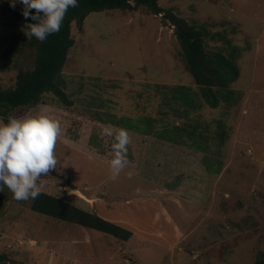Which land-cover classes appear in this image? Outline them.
I'll return each mask as SVG.
<instances>
[{
    "label": "rangeland",
    "instance_id": "1",
    "mask_svg": "<svg viewBox=\"0 0 264 264\" xmlns=\"http://www.w3.org/2000/svg\"><path fill=\"white\" fill-rule=\"evenodd\" d=\"M157 2L213 33L207 49L227 52L226 38L236 47L235 101L204 103L173 26L159 15L111 9L90 12L81 28L72 23L62 70L72 105L44 94L11 117L42 112L61 124L57 169L38 181L41 191L132 235L119 240L37 213L30 200L17 201L5 188L0 253L10 259L4 264H253L264 251V0ZM18 64L0 57L3 87L13 85ZM117 118L150 134L126 129L128 163L112 179V140L102 130L121 128L109 124ZM181 145L205 149L183 154Z\"/></svg>",
    "mask_w": 264,
    "mask_h": 264
},
{
    "label": "trees",
    "instance_id": "2",
    "mask_svg": "<svg viewBox=\"0 0 264 264\" xmlns=\"http://www.w3.org/2000/svg\"><path fill=\"white\" fill-rule=\"evenodd\" d=\"M21 7L19 3L13 7L8 0H0V57L10 62H19L15 67L17 72L13 85L3 87L0 84V118L5 121L11 117L13 110L21 111L38 105L44 94L54 96L58 103L65 107L72 105L73 102L64 90L65 80L62 76L68 50L73 44L70 35L71 24L75 23L81 28L90 12L111 9L135 11L142 8L153 15H159L162 21L173 26V34L185 68L198 87L204 103L214 108L221 102L231 104L235 101L230 84L239 75L235 61L236 47L230 45V40L226 38L225 46L230 47L227 52L222 48L207 49L206 40L211 38L213 33L202 24L189 22L179 16L173 8L159 6L157 0H78L77 6L70 7L65 13L60 30L49 35L44 42L25 36L24 25L31 20H25ZM109 121V124H117L116 126L121 128L150 134L149 129L133 126L128 119L117 118ZM157 134L167 141L172 138L164 133ZM195 149L202 151L205 147L198 146ZM29 200V208L37 213L95 229L119 240H127L132 235L130 230L56 195L41 191L36 199ZM9 259L6 253H0V264ZM253 264H264V251L256 254Z\"/></svg>",
    "mask_w": 264,
    "mask_h": 264
},
{
    "label": "clouds",
    "instance_id": "3",
    "mask_svg": "<svg viewBox=\"0 0 264 264\" xmlns=\"http://www.w3.org/2000/svg\"><path fill=\"white\" fill-rule=\"evenodd\" d=\"M10 6L22 5L27 21L24 34L44 42L60 30L65 13L77 6L78 0H8ZM57 119L42 112L20 117L0 118V192L7 188L17 201L36 199L42 190L41 177L57 169L55 148L61 135ZM102 135L110 137L111 151L107 160L111 178L116 179L128 163L130 136L124 128L104 127ZM72 191V190H69Z\"/></svg>",
    "mask_w": 264,
    "mask_h": 264
},
{
    "label": "crops",
    "instance_id": "4",
    "mask_svg": "<svg viewBox=\"0 0 264 264\" xmlns=\"http://www.w3.org/2000/svg\"><path fill=\"white\" fill-rule=\"evenodd\" d=\"M244 1V3H245V0H243ZM229 7H230V9H232V8H234L235 7V2L234 1H230L229 2ZM180 147H182V149H180L179 151H180V153H183V154H186V153H188V151L190 152V151H194L195 149H193L192 147H186V146H184V145H181ZM77 190V189H76ZM78 191V190H77ZM180 191L182 192V188H181V186H180ZM78 194H79V192H78ZM81 196H83V195H81Z\"/></svg>",
    "mask_w": 264,
    "mask_h": 264
},
{
    "label": "water",
    "instance_id": "5",
    "mask_svg": "<svg viewBox=\"0 0 264 264\" xmlns=\"http://www.w3.org/2000/svg\"><path fill=\"white\" fill-rule=\"evenodd\" d=\"M69 190H72V191H69ZM65 191L66 192H73V193L76 192V190L74 188L70 187V186H67L66 189H65Z\"/></svg>",
    "mask_w": 264,
    "mask_h": 264
},
{
    "label": "bare ground",
    "instance_id": "6",
    "mask_svg": "<svg viewBox=\"0 0 264 264\" xmlns=\"http://www.w3.org/2000/svg\"><path fill=\"white\" fill-rule=\"evenodd\" d=\"M76 190V189H75ZM75 194H78V191L76 190Z\"/></svg>",
    "mask_w": 264,
    "mask_h": 264
}]
</instances>
